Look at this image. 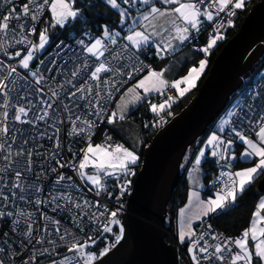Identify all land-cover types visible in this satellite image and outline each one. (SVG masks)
I'll use <instances>...</instances> for the list:
<instances>
[{"label": "snow or ice", "instance_id": "1", "mask_svg": "<svg viewBox=\"0 0 264 264\" xmlns=\"http://www.w3.org/2000/svg\"><path fill=\"white\" fill-rule=\"evenodd\" d=\"M104 2L118 14L117 27L102 25L100 34L93 35L85 28L88 20L80 0H0V229H10L0 231V264H16L18 257L19 264H41L42 257L53 255L61 258L51 264H97L120 244L125 233L118 218L122 206L110 209L88 194L107 193L113 199L108 190L112 180L119 201L130 188L127 177L135 175L140 157L135 146L113 143L107 134L101 143H93L96 129L101 123L124 121L130 107L141 102L164 123L162 113L195 86L207 56L224 39L222 31L234 27L232 18L247 0ZM206 25L212 32L199 49L205 59L186 75L169 81L167 68L144 63L142 57L163 60L174 54L207 30ZM60 34L65 39L53 44ZM169 88L177 96L167 95L159 103L149 99L153 93L164 96ZM117 94L115 110H110ZM41 122L53 129L51 135L39 130ZM61 126L73 143L82 140L86 146L76 152L71 143L64 145ZM44 138L53 141L51 150L41 151ZM238 142L243 149L239 160L252 166L232 170ZM209 149L221 169L212 181L215 195L202 199L199 191L190 192L187 207L180 209L179 242L188 244L193 264H264V198L236 237L193 227L194 221L203 225L206 217L234 204L264 175V88L221 118L195 156L193 172H199ZM65 150L71 159H63ZM49 176L54 178L46 185ZM101 240L104 246L94 250ZM61 246L63 255L57 251Z\"/></svg>", "mask_w": 264, "mask_h": 264}, {"label": "water", "instance_id": "2", "mask_svg": "<svg viewBox=\"0 0 264 264\" xmlns=\"http://www.w3.org/2000/svg\"><path fill=\"white\" fill-rule=\"evenodd\" d=\"M264 56V0L249 10L237 33L213 60L196 94L145 147L123 208L124 238L97 264H179L177 248L165 241L167 205L179 182L182 160L226 109L242 76ZM264 192V178L257 186Z\"/></svg>", "mask_w": 264, "mask_h": 264}, {"label": "trees", "instance_id": "3", "mask_svg": "<svg viewBox=\"0 0 264 264\" xmlns=\"http://www.w3.org/2000/svg\"><path fill=\"white\" fill-rule=\"evenodd\" d=\"M259 1L261 0H251L245 5V8L243 10H240V11L237 10L236 17L233 20L234 27H232L226 34H224V40H222L218 44V46L214 50L211 51V54L209 55V57L207 56L208 64H207L204 74L201 76L198 82V85L195 88H193V90L189 92L188 94H186L185 96L181 98L178 97L176 101L172 104V107L170 109H166L164 113H162L165 119L164 123L160 124L159 117L153 116L150 113L148 104L146 102H142L141 105L138 106V108H136L129 114L128 118L132 119L133 121H136L142 127V134H141L142 148H141V151L139 152L140 159L137 165L134 167L135 175L140 169L143 151L145 147L149 144L152 137L155 135V133L159 129L165 126L173 118V116L177 115L181 110H183L188 105V103L191 101V99L196 94L198 87L201 85V83L207 76V73L215 57L218 55V53L220 52V50L222 49L226 41L231 39L237 33L245 16L249 12V9L252 8V6L258 3ZM80 4L84 7V11L86 13L87 20H88L87 25H85L86 29H90L92 32L99 34L100 28L102 25H108L110 27H113L116 25L115 22L119 18L118 14L116 13L114 9H111L109 6H107L104 0H80ZM91 5H95V6H91ZM208 38H209V35L207 33H204V34H201L198 37V39H193L186 43L187 46H192L197 49V55L194 56L196 60L202 56V54L200 53L201 51H199V49H201V47L207 43ZM58 39H65V37L62 34L58 36H54L53 44ZM68 42L70 43L71 41H68ZM142 58L148 61L152 65L153 68H155L156 67L155 65H158V64H160L161 66L162 61H163L159 59L158 62L153 63L152 61L155 58L151 55L147 56L146 58L145 57H142ZM170 58L171 56L168 55L165 57V60L170 59ZM192 64L190 60L189 62H186L183 67L184 69H186L188 66ZM262 70H264V56L261 58L259 63H257L249 72L245 73L242 76L243 83L240 89L247 88L249 85H251V83L254 81L256 76ZM236 94L237 92L234 93L230 97L226 109H228L231 106L232 101ZM173 96H177L175 91L173 93ZM118 97L119 95L117 96V98ZM149 99L153 100V102L165 100V98H162L161 95L159 94L152 95L149 97ZM114 105L111 110L114 109ZM221 115L215 120L213 124H211L207 128L206 133L203 136H201L190 147L191 151L188 157L186 158L184 165L180 166L179 182H178L177 188L172 193L170 201L167 205L166 216H165L166 229L174 237H177L178 230H179L180 209H182L188 202L189 185H188L187 176L189 174V170L193 166V161L195 159V156L197 155L198 151L204 144L209 133L216 127L215 125L217 121L219 120V118L221 117ZM157 124H159L160 126H156ZM106 129L108 130L109 135L113 134L112 133L113 131L109 128V124H107ZM238 149L239 147L237 143V146H236L237 155H238ZM238 165L239 164L237 163V161H234L232 170H235V168ZM202 166H203V174H204L203 182L205 184L204 194H207V193L211 194L212 190L215 189V187L212 186V181L215 180L216 176H218L216 170L220 168L216 165L214 158L211 157L210 151L208 152V156ZM135 175L129 178V180L131 181L130 188L128 192L119 201L115 200V196L119 195V190L118 188L114 186V183H112V181H109L108 184H109L110 191L113 193V199L109 200L107 196L101 195L103 199L115 205V208L111 207V205H108L110 209L115 210L116 208H120L122 206L120 215L118 217L120 221L123 215V208L125 206L127 198L131 191V187H132V183H133ZM262 176L260 175L250 186H248L246 191L242 195H239L237 197L236 202L234 204H231L228 209L218 210L216 213H213L210 216L205 218L209 220V223L212 226L211 229L214 232L216 233L220 232L224 236H228V237H236L241 233V231L244 228H246L249 225L250 218L252 217V214L255 210L257 202L264 195V192L257 187ZM114 231H118V229L114 227ZM105 235L107 236L108 241L113 240V237L111 234H105ZM165 241L167 243H171L169 238H165ZM104 244H105V241L101 240L99 243V246L103 247ZM181 246H182L183 254L185 258L187 259L188 264H193L189 256V252L187 251L188 244L181 245ZM179 260L181 261L180 264H183L182 260L181 259Z\"/></svg>", "mask_w": 264, "mask_h": 264}, {"label": "rangeland", "instance_id": "4", "mask_svg": "<svg viewBox=\"0 0 264 264\" xmlns=\"http://www.w3.org/2000/svg\"><path fill=\"white\" fill-rule=\"evenodd\" d=\"M251 0H247V3L248 2H250ZM246 3V4H247ZM245 8V7H244ZM243 8V9H244ZM243 9H240V10H243ZM251 9V8H250ZM249 9V10H250ZM239 10V11H240ZM117 27V25H115V26H113L112 28H116ZM89 32H91L93 35H99L98 33H95V32H92L90 29H87ZM166 35V34H165ZM224 40V39H223ZM222 40H220V41H218V43H217V45L212 49V50H214L217 46H218V44L221 42ZM227 42V41H226ZM186 43L187 42H185V44H184V46H182V48H180V50H177L174 54H171L170 56H171V58L170 59H167V60H165V58L163 59V61H162V65H161V67L162 66H167L168 64H169V66H170V70H168L167 71V75H173L174 73H176V72H178L179 71V69H180V65H181V63H182V56H179L180 54H182L185 50H189V48H194V50L192 51V50H189V52L191 53V56H190V59H191V64L192 65H190V66H188V69L187 70H189L191 67H193V66H198V64H196L195 63V58H194V56L195 55H197V49L195 48V47H192V46H187L186 45ZM207 44V43H206ZM205 44V45H206ZM204 45V46H205ZM204 46H202V47H204ZM201 47V48H202ZM201 54H202V56L200 57V60L201 59H205V54L201 51L200 52ZM199 55V54H198ZM179 56V57H178ZM208 57H209V55H208ZM159 61V59L158 58H155L152 62L153 63H156V62H158ZM208 64V63H207ZM160 64H158V65H155L156 67L157 66H159ZM155 67V68H156ZM207 67V66H206ZM204 72H205V70H204ZM204 72H203V74H204ZM202 74V75H203ZM165 76V78L168 80L169 79V76ZM201 75V76H202ZM200 76V77H201ZM199 77V78H200ZM198 78V79H199ZM177 79H179V78H177ZM197 79V81H196V83H195V86H194V88L198 85V82H199V80ZM130 86V85H129ZM156 93H153L152 95H155ZM151 95V96H152ZM183 97V96H182ZM119 98V97H118ZM118 98H117V100H116V102L118 101ZM179 98H181V97H179ZM159 102H163V100H160V101H158V102H156V103H159ZM142 103V102H141ZM141 103L140 104H138V105H135V106H132V107H130V110H129V112H128V114H127V118L124 120V121H117L115 124H109V128L113 131L112 133L113 134H115V135H113V134H111L110 136H112V137H114L116 140H117V142L118 143H123V144H125L126 146H128V147H133V146H135V150L137 151V154L139 155V152L141 151V148H142V138H141V134H142V127H141V125L139 124V123H137L136 121H133L132 119H129L128 118V116H129V114L133 111V110H135L136 108H138V106L139 105H141ZM233 107V105L232 106H230L228 109H226L224 112H223V114L221 115V117L219 118V120L217 121V123H216V127L219 125V123H220V121H221V118H223L225 115H226V113H227V111L228 110H230L231 108ZM113 110H115V105H114V109ZM166 110V109H165ZM150 111V110H149ZM150 113L153 115V116H157L156 114H154V113H152L151 111H150ZM176 116V115H175ZM175 116H173V117H175ZM213 131H216V129L214 128L210 133H209V135H208V137L211 135V133L213 132ZM208 137L206 138V140H205V142H204V144L202 145V147L205 145V143H206V141H207V139H208ZM98 143V142H97ZM201 147V148H202ZM200 148V149H201ZM190 151H191V149H190V147L187 149V151H186V153H185V156H184V158H183V160H182V163H181V165H184V163H185V161H186V158L188 157V155H189V153H190ZM210 151V149L209 150H206V157L205 158H203L202 159V163H201V166H200V170H199V172H193V166L191 167V169L189 170V177H188V185H189V193H188V200H189V196H190V192L191 191H193V190H197V191H199L200 193H202V195H203V197L205 198V199H207L208 197H210V196H214L215 195V189H213L212 190V193L211 194H204V191H205V184H204V182H203V176H204V174H203V163L205 162V160H206V158H207V156H208V152ZM137 165V164H136ZM135 165V166H136ZM180 165V166H181ZM193 165H194V161H193ZM134 166V167H135ZM216 172H217V174L219 175V172H220V169H217L216 170ZM109 181H112V180H109ZM108 181V182H109ZM112 183H114L113 181H112ZM201 185H202V187H201ZM109 191H110V189H108ZM111 192V191H110ZM103 196H107V193H103L102 194ZM108 197V196H107ZM262 198H264V195L260 198V199H262ZM259 202V201H258ZM218 211V210H217ZM164 233H165V238H169L170 239V242L172 243L173 242V238L177 241V243L180 245L181 243L179 242V239H178V234H177V237H174L171 233H169L167 230H165L164 231ZM185 244H187V243H185ZM185 244H182V245H185ZM100 248H102V247H100L99 246V244L96 246V248L94 249V250H96V251H98ZM64 252H65V250L64 251H62L60 254L61 255H63L64 254ZM189 256H190V254H189ZM192 262V261H191Z\"/></svg>", "mask_w": 264, "mask_h": 264}, {"label": "built area", "instance_id": "5", "mask_svg": "<svg viewBox=\"0 0 264 264\" xmlns=\"http://www.w3.org/2000/svg\"><path fill=\"white\" fill-rule=\"evenodd\" d=\"M221 17H225V14H221ZM236 17V16H235ZM235 17H233L232 19L234 20V18ZM232 27H228V28H226V30H223L222 31V35H224V34H226L230 29H231ZM206 29L207 30H202V32L199 34V36L201 35V34H204V33H207L208 35L212 32V27L210 26V25H206ZM198 36V37H199ZM198 39V38H197ZM49 50H51V47L49 48ZM0 58H2V57H0ZM143 59V58H142ZM144 60V59H143ZM144 63L145 64H150L148 61H146V60H144ZM151 65V64H150ZM146 74V73H145ZM261 88H264V70H262L257 76H256V78L254 79V81L251 83V85H249L247 88H243V89H239L238 91H237V94L235 95V97H234V99H233V101H232V104H231V106L233 105H236L237 104V102L238 101H241V102H248V97H249V95H250V93H252V92H254V91H258V90H260ZM173 93H174V90L173 89H171V88H169V89H167L166 90V94L164 95V96H161L162 98H165L166 99V97H167V95H173ZM119 94H117V96H118ZM115 101L116 100H114V101H112L111 103H110V105H109V108H110V110L112 109V107H113V105H114V103H115ZM21 127H25V128H27L28 126H21ZM61 128H62V132H61V136H62V143L64 144V145H67V144H72V146H73V149H74V151H76V152H79V149L80 148H82V147H85L86 145H85V143H84V141H82V140H80V141H78V142H76V143H73V141H72V138H69V137H67V135H66V126H61ZM107 128V123L105 122V123H101L100 125H99V127L96 129V132H95V135H94V137H93V143H101L103 140H104V138H105V134H107V135H109V133H108V130L106 129ZM39 130L40 131H47L50 135L52 134V132H53V129H51V128H49V127H47V125H45L43 122H41V124L39 125ZM33 133L35 132V129H32L31 130ZM113 138V137H112ZM112 142L113 143H117V140L115 139V138H113V140H112ZM39 143H41V144H43V146H44V148L43 149H41V151H43L44 149H49V150H51L52 148H53V141H51V140H48L47 138H44V139H41L40 141H39ZM79 157H77V159H78ZM39 159V158H38ZM63 159L64 160H68V159H71V153H68L66 150H65V152L63 153ZM54 163V162H53ZM63 171H65V173H66V175H73V173L70 171V170H68V169H65V170H63ZM54 178V176H49V177H47L46 178V180L44 181V183L47 185V184H49V183H51V180ZM88 198L89 199H92V200H95V199H99L100 201H101V203L102 204H107V205H111V207H113V208H115V205L113 204V203H109L108 201H106L105 199H103L101 196L100 197H95L92 193H89L88 194ZM230 206H228V207H226L225 209H228ZM27 210H32L31 208H29V209H27ZM51 214V213H50ZM57 219H59L60 217L59 216H57L56 217ZM64 219H65V221H67V216L65 215L64 216ZM207 224H210L209 223V220L208 219H205V223L202 225L201 224V222L199 221L196 225H195V229H197L198 231H200V230H203V231H210V232H212V233H216V232H214L212 229H208L207 227H206V225ZM0 231H3V232H10V229H9V227L7 226V225H5L2 229H0ZM219 234H222V233H220V232H218ZM89 234H93L92 232H89ZM96 235H98V233H95ZM223 235V234H222ZM3 237H0V239H2ZM83 238V237H82ZM14 239H15V237H14ZM206 239H209V237H206ZM172 244L177 248V250H178V253H179V259H181L182 260V262H183V264H188V262H187V259L185 258V256H184V254H183V250H182V244H178L177 243V241L173 238V242H172ZM46 247L48 246V245H45ZM65 249H64V247L63 246H61L57 251H59L60 253L62 252V251H64ZM30 254V253H29ZM61 258V256H56V255H53V256H49V257H42L41 258V264H51V261L52 260H58V259H60ZM19 259H20V257H18L17 258V260H16V264H19ZM180 261V260H179ZM181 262V261H180ZM8 264H11V262H8Z\"/></svg>", "mask_w": 264, "mask_h": 264}, {"label": "crops", "instance_id": "6", "mask_svg": "<svg viewBox=\"0 0 264 264\" xmlns=\"http://www.w3.org/2000/svg\"><path fill=\"white\" fill-rule=\"evenodd\" d=\"M182 46H184V45H182ZM182 46H179V47H177V49H176V51L177 50H180V48H182ZM189 50H192V48H189ZM189 50H185L182 54H180L179 56H182V63H181V65H180V69H179V71L178 72H176V73H174L173 75H167V74H165V76L167 75V76H169V81H172V80H175V79H177V78H180V77H182L183 75H186L187 74V72H188V67L186 68V69H184V64L186 63V62H189L191 59H190V56H191V53L189 52ZM194 50V49H193ZM192 50V51H193ZM175 51V52H176ZM178 56V57H179ZM200 61V58L199 59H197L196 60V64H198V62ZM207 66V65H206ZM161 68H167L168 70H170V66H169V64L167 65V66H157L156 67V69L157 70H159V69H161ZM205 69H206V67H205ZM167 73V72H166ZM201 78V77H200ZM199 78V79H200ZM198 79V80H199ZM185 85H181V87H184ZM193 88L194 87H192L191 88V90L189 91V92H191L192 90H193ZM189 92H187L186 94H188ZM176 93V92H175ZM185 94V95H186ZM176 95H177V93H176ZM185 95H183V96H185ZM215 129H217V127H215ZM238 147H239V149H238V155H237V157H238V159H237V163L239 164L236 168H235V170H238V169H241V168H246V167H250V166H252V164H251V162H244V161H241V160H239V154H240V152L243 150L242 149V145L238 142ZM262 176V175H261ZM188 177H189V174H188V176H187V179H188ZM262 178H264V175L261 177V179L260 180H262ZM201 198L202 199H205L204 197H203V195H202V193H201ZM260 200V199H259ZM258 200V201H259ZM258 203V202H257ZM187 205H188V202L186 203V205L183 207V208H186L187 207ZM180 221H181V217H180V215H179V225H180ZM199 221H194L193 222V227L198 223ZM179 231V230H178Z\"/></svg>", "mask_w": 264, "mask_h": 264}, {"label": "flooded vegetation", "instance_id": "7", "mask_svg": "<svg viewBox=\"0 0 264 264\" xmlns=\"http://www.w3.org/2000/svg\"><path fill=\"white\" fill-rule=\"evenodd\" d=\"M131 176L127 177L128 179L130 178Z\"/></svg>", "mask_w": 264, "mask_h": 264}, {"label": "clouds", "instance_id": "8", "mask_svg": "<svg viewBox=\"0 0 264 264\" xmlns=\"http://www.w3.org/2000/svg\"><path fill=\"white\" fill-rule=\"evenodd\" d=\"M225 111V110H224ZM172 244V243H171ZM179 264H180V261H179Z\"/></svg>", "mask_w": 264, "mask_h": 264}]
</instances>
